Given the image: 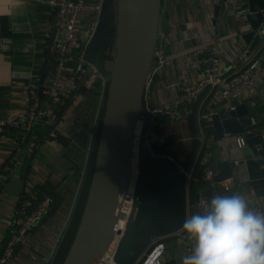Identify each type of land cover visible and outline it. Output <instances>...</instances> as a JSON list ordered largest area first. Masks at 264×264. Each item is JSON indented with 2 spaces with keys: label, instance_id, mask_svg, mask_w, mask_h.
Masks as SVG:
<instances>
[{
  "label": "crops",
  "instance_id": "obj_1",
  "mask_svg": "<svg viewBox=\"0 0 264 264\" xmlns=\"http://www.w3.org/2000/svg\"><path fill=\"white\" fill-rule=\"evenodd\" d=\"M241 2L248 0H163L161 20L170 24L171 31L167 35L161 32L160 44L165 55L174 58V62L163 68L157 77L155 104L173 103L179 99L182 91L178 83L183 78L194 86L200 85V72L192 67V63L198 51L211 43V30L217 32L225 47V76L230 81L234 78L232 65L238 62L242 53H247L250 61L260 59L264 65V38L259 43V35L253 37L251 43L244 38L252 27L246 16L239 18ZM117 11V1L113 0L112 7L104 14L99 37L90 49V60L107 74L113 70L117 53ZM243 11L248 12L247 5L243 6ZM112 14H115L113 20ZM56 17L49 0H0V119L21 108L27 85V77L23 76L39 78L45 71ZM87 20L88 15L83 13L79 21L81 30L85 29ZM107 88V84L96 83L92 90L85 92L71 108L58 139H47L35 132L27 142L20 143L15 139L14 131L0 128V255L24 191L34 190L41 197L53 199L52 208L8 264H51L87 174L90 153L104 115ZM241 103L248 105L255 114L264 116V82L255 86ZM224 107L217 89L213 93L206 89L180 105L186 118L194 113L197 120L198 144L187 172L192 177L188 181V176L186 185V218L195 212L199 190L210 198L239 193L250 205H264V163L247 145L239 148L236 137L219 141L214 136L211 115ZM203 115L207 116L209 130L205 129V122L199 121ZM169 123L167 117H161L159 129H166ZM175 129L182 139H186L181 144L184 160L191 148L188 124ZM237 160L239 165L235 163ZM226 161L232 166L229 177L225 176L222 167ZM208 167L221 173L223 178L215 176L213 181L202 183L200 175ZM165 237L164 260L181 263L182 246L192 241L182 227L178 236Z\"/></svg>",
  "mask_w": 264,
  "mask_h": 264
},
{
  "label": "water",
  "instance_id": "obj_2",
  "mask_svg": "<svg viewBox=\"0 0 264 264\" xmlns=\"http://www.w3.org/2000/svg\"><path fill=\"white\" fill-rule=\"evenodd\" d=\"M116 1L117 53L113 70L108 73L110 79L103 106L104 115L90 153L80 195L51 264L70 231L93 162V177L81 224L63 264L98 263L114 235L121 199L134 180L135 205L126 234L117 250L115 259L118 264H134L152 241L181 229L186 218L187 172L191 169L198 144L195 114L190 113L187 117L191 148L184 160L180 152L171 150L174 140L155 141L151 149L142 144L151 121L148 113L145 114L138 150L134 144L145 86L154 54L160 46V34L163 32L167 35L171 31L170 24L161 20L163 0ZM112 3L113 0H104L103 13L110 10ZM247 6L245 16L252 31L244 38L250 42L259 35V43L264 38V0H248ZM219 12L220 8L216 11L217 16ZM102 26L103 19L90 49L99 37ZM90 49L87 55L89 59ZM50 65L51 62L40 79L41 96ZM211 120L217 140L242 137L253 155L264 163V116L255 114L248 105L234 100L230 107L215 111ZM136 154L139 155V163L135 170ZM222 167L225 176H232L231 163L226 161ZM218 173L215 171V176L222 179L221 173Z\"/></svg>",
  "mask_w": 264,
  "mask_h": 264
},
{
  "label": "built area",
  "instance_id": "obj_3",
  "mask_svg": "<svg viewBox=\"0 0 264 264\" xmlns=\"http://www.w3.org/2000/svg\"><path fill=\"white\" fill-rule=\"evenodd\" d=\"M104 0H97L95 3L88 0H49L57 13L56 29L51 36V46L46 67L51 62L48 73L43 82V96L39 93L40 79L31 75L23 76L27 85L22 97V106L8 117L0 119L1 129L14 131L15 139L20 143L27 142L36 132L37 126H44L47 130V139H58L63 125L71 113V108L84 96L85 92L92 90L96 83L106 85L110 79L109 74L101 71L87 55L90 45L95 39L98 27L103 19ZM242 11L239 18H244L243 6L247 3L241 2ZM88 15L86 27L81 30L79 21L81 15ZM211 43L200 49L197 53L192 67L200 72V85H192L188 79L183 78L178 83L182 95L173 103L155 104L154 94L157 93V77L163 68L173 64L174 58L165 55L162 43L156 49L154 61L150 70L143 95L142 108L138 116V125L135 132L134 144L138 150L141 146L142 130L144 127L145 114L151 115L150 125L142 143L151 149L156 142L174 140L171 150L181 153V144L186 140L182 139L175 129L176 126L187 123V118L180 111V105L196 98L202 91L209 89L211 93L216 89L225 107L231 106L232 101L241 102L253 91L255 86L264 82V65L260 59L251 60L247 53H242L238 62L232 65L234 70L233 81L225 76L224 56L225 47L218 39L217 32L211 30L209 33ZM241 63V64H240ZM213 114L211 115V117ZM167 117L170 123L167 127L159 129V120ZM205 115L199 117L200 122H208ZM197 122V120H196ZM205 129H208L206 123ZM203 136H201L202 138ZM239 148L246 146L242 137L236 138ZM139 163V155L134 159V169ZM239 165L240 161H235ZM189 179L192 174H188ZM215 178V170L208 167L202 173L200 181L208 183ZM135 180L132 181L126 194L121 199L118 209V221L114 228V235L111 239L107 252L101 256L97 264H118L115 257L118 247L124 238L128 224L131 221L135 205ZM210 201V197L199 190L198 199L194 204V213L203 210L204 203ZM53 199L41 197L34 190L26 189L19 206L10 224L9 238L5 242L0 255V264H8L15 258L18 247L23 246L30 233L43 221L48 211L52 208ZM252 208L264 211V205L251 204ZM193 213V214H194ZM191 216V215H189ZM188 216V217H189ZM179 229L171 235L178 236ZM166 238V237H165ZM164 237L151 243L143 255L134 264H146L150 256L161 253L158 264H166L164 260L165 243ZM182 258L191 253L192 243H185L183 246ZM176 264H182L176 263Z\"/></svg>",
  "mask_w": 264,
  "mask_h": 264
},
{
  "label": "clouds",
  "instance_id": "obj_4",
  "mask_svg": "<svg viewBox=\"0 0 264 264\" xmlns=\"http://www.w3.org/2000/svg\"><path fill=\"white\" fill-rule=\"evenodd\" d=\"M182 229L192 241L182 264H264V211L239 193L212 196L201 212L185 218ZM160 254L146 264H158Z\"/></svg>",
  "mask_w": 264,
  "mask_h": 264
},
{
  "label": "trees",
  "instance_id": "obj_5",
  "mask_svg": "<svg viewBox=\"0 0 264 264\" xmlns=\"http://www.w3.org/2000/svg\"><path fill=\"white\" fill-rule=\"evenodd\" d=\"M166 121H167V119H166ZM163 122H165V120H163ZM36 133L41 134V136H45V137L47 136V130H46V128H44V126H37L36 127ZM93 171H94V162L92 164L91 170L89 171L88 182L85 186L84 193H83L82 198L80 200L77 213H76L75 218H74L72 225H71V229H70L65 241L61 244V249L58 253V256L56 257V260L52 264H63L65 258L67 257V255L70 251V248H71V246H72V244L76 238V235L78 233V230H79V227L81 224L84 208L86 206V202H87V198H88V194H89V189H90L91 181H92V177H93Z\"/></svg>",
  "mask_w": 264,
  "mask_h": 264
},
{
  "label": "rangeland",
  "instance_id": "obj_6",
  "mask_svg": "<svg viewBox=\"0 0 264 264\" xmlns=\"http://www.w3.org/2000/svg\"><path fill=\"white\" fill-rule=\"evenodd\" d=\"M110 17H111L112 20H113V19L115 18V14H112Z\"/></svg>",
  "mask_w": 264,
  "mask_h": 264
},
{
  "label": "flooded vegetation",
  "instance_id": "obj_7",
  "mask_svg": "<svg viewBox=\"0 0 264 264\" xmlns=\"http://www.w3.org/2000/svg\"><path fill=\"white\" fill-rule=\"evenodd\" d=\"M104 14H105V12H104ZM104 14H103V19H104Z\"/></svg>",
  "mask_w": 264,
  "mask_h": 264
}]
</instances>
